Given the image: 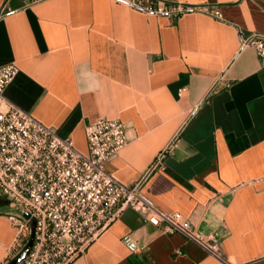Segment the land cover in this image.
Instances as JSON below:
<instances>
[{
	"label": "crops",
	"instance_id": "obj_1",
	"mask_svg": "<svg viewBox=\"0 0 264 264\" xmlns=\"http://www.w3.org/2000/svg\"><path fill=\"white\" fill-rule=\"evenodd\" d=\"M171 1L217 6L222 18L117 0H0V66L18 67L6 96L82 152L87 125L121 120L127 144L106 169L133 185L164 151L142 194L215 233L231 264H264V69L238 36L264 35V0ZM12 211L0 205V264ZM68 264L226 263L125 208Z\"/></svg>",
	"mask_w": 264,
	"mask_h": 264
},
{
	"label": "built area",
	"instance_id": "obj_2",
	"mask_svg": "<svg viewBox=\"0 0 264 264\" xmlns=\"http://www.w3.org/2000/svg\"><path fill=\"white\" fill-rule=\"evenodd\" d=\"M117 1L169 17L199 11L222 18L217 6L171 0ZM238 36L241 48L255 49L264 69V35L239 29ZM17 72L13 62L0 66V205L12 206L6 217L16 232L6 263L20 253L33 233L31 249L17 264H68L122 210L132 208L148 223L162 224L166 232L179 233L207 254L231 264L215 233L199 232L189 218L157 207L142 194L149 173L161 165L164 151L135 184L120 182L106 169L105 162L127 144L125 124L119 119H96L85 127L87 150L82 152L71 138L58 135L9 100L5 91Z\"/></svg>",
	"mask_w": 264,
	"mask_h": 264
},
{
	"label": "water",
	"instance_id": "obj_3",
	"mask_svg": "<svg viewBox=\"0 0 264 264\" xmlns=\"http://www.w3.org/2000/svg\"><path fill=\"white\" fill-rule=\"evenodd\" d=\"M33 240H34V234L32 233L31 236H30V238H29V240H28V242L24 246V248L8 264H17L18 262H20L21 260H23L25 258V256L28 254L29 250L31 249L32 244H33Z\"/></svg>",
	"mask_w": 264,
	"mask_h": 264
},
{
	"label": "rangeland",
	"instance_id": "obj_4",
	"mask_svg": "<svg viewBox=\"0 0 264 264\" xmlns=\"http://www.w3.org/2000/svg\"><path fill=\"white\" fill-rule=\"evenodd\" d=\"M13 260V259H12Z\"/></svg>",
	"mask_w": 264,
	"mask_h": 264
}]
</instances>
